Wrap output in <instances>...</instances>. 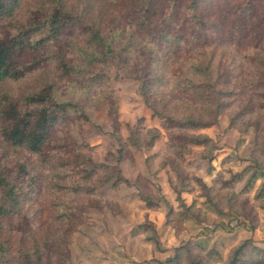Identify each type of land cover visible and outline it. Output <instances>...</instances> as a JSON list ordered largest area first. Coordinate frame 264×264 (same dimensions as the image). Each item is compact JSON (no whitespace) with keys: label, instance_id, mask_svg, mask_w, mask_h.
<instances>
[{"label":"trees","instance_id":"trees-1","mask_svg":"<svg viewBox=\"0 0 264 264\" xmlns=\"http://www.w3.org/2000/svg\"><path fill=\"white\" fill-rule=\"evenodd\" d=\"M115 65L127 66L140 83L138 93L168 135L179 199L194 190L195 180L218 211H232L257 229L256 208L234 192L231 180L219 174L209 187L190 177L183 162L190 146H203V157L213 158L215 143L196 132L224 114L230 127L252 129L258 145L264 130V0H0V85L42 78L18 98L0 91V138L7 145L0 157V264L49 263L65 224L75 221V198L90 197L87 206L103 209L97 187L113 177L116 188L125 181L118 166L67 152L58 138L63 129L79 132L88 121L85 109L106 111L118 161L125 159L129 147L108 76ZM144 123L141 118L131 128L130 142L152 148L161 131L144 132ZM14 148L19 155L6 153ZM86 181L95 185L87 189ZM181 206L184 212L170 207L166 217L177 235L187 213L202 215L194 204ZM36 248L42 250L37 261H27ZM199 253L206 251L188 243L166 264H213L217 254ZM227 264H264V250L246 240Z\"/></svg>","mask_w":264,"mask_h":264},{"label":"rangeland","instance_id":"rangeland-1","mask_svg":"<svg viewBox=\"0 0 264 264\" xmlns=\"http://www.w3.org/2000/svg\"><path fill=\"white\" fill-rule=\"evenodd\" d=\"M110 88L119 106L120 135L128 145L125 159L118 161L119 144L114 135L113 123L106 111L85 109L88 121L80 125L78 133L62 130L59 139L68 147L67 152H80L91 156L96 163L119 167L124 182L114 187L113 177L96 193L105 204L103 209L87 206L90 197L72 193L80 206L75 209L74 223H66L65 235L56 248L52 249L51 260L44 264H166L176 250L186 244L198 245L206 254L213 255V264H227L232 251L246 240L264 250V130L259 134L258 145L254 144L253 130L242 133L230 127L227 114L213 119L212 127L196 133L210 137L216 146L212 159L203 157V146H190V153L184 156L183 166L190 177L202 179L209 187L219 174L231 180L234 192L241 195L250 206L256 208L259 225L252 230L246 218L226 210L220 212L202 195L197 181L192 180L194 190L181 195L179 199L172 184L177 183V174L169 164L173 157L169 152V138L159 119H153L151 111L138 93L140 83L128 76L127 66L115 65L108 74ZM41 76H31L21 82H6L0 91H9L18 98L37 86ZM144 118V128H157L161 136L152 148H137L130 142L131 128ZM0 138V157L6 144ZM6 153L19 155L14 149ZM67 162L75 158L66 156ZM12 160H14L12 158ZM71 176L79 183L81 175L74 169ZM84 185L93 187L94 182ZM89 186V187H88ZM147 198L154 208L144 200ZM195 205L202 213L201 219L187 213L184 231L167 225L166 217L170 207L184 212L181 204ZM79 214V215H78ZM203 216V217H202ZM76 228L71 232V226ZM262 238V239H261ZM41 248L32 250L27 261L35 263ZM194 254H197L194 253ZM206 258V254L199 253Z\"/></svg>","mask_w":264,"mask_h":264},{"label":"crops","instance_id":"crops-1","mask_svg":"<svg viewBox=\"0 0 264 264\" xmlns=\"http://www.w3.org/2000/svg\"><path fill=\"white\" fill-rule=\"evenodd\" d=\"M262 239V238H261Z\"/></svg>","mask_w":264,"mask_h":264}]
</instances>
